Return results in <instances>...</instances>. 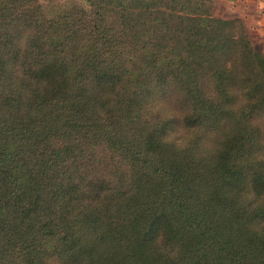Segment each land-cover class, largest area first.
I'll return each instance as SVG.
<instances>
[{"label":"trees","instance_id":"obj_1","mask_svg":"<svg viewBox=\"0 0 264 264\" xmlns=\"http://www.w3.org/2000/svg\"><path fill=\"white\" fill-rule=\"evenodd\" d=\"M0 0V264H264V55L215 0Z\"/></svg>","mask_w":264,"mask_h":264},{"label":"crops","instance_id":"obj_2","mask_svg":"<svg viewBox=\"0 0 264 264\" xmlns=\"http://www.w3.org/2000/svg\"><path fill=\"white\" fill-rule=\"evenodd\" d=\"M212 14L241 20L253 49L264 55V0H215Z\"/></svg>","mask_w":264,"mask_h":264},{"label":"rangeland","instance_id":"obj_3","mask_svg":"<svg viewBox=\"0 0 264 264\" xmlns=\"http://www.w3.org/2000/svg\"><path fill=\"white\" fill-rule=\"evenodd\" d=\"M63 1L64 0H56V3H61ZM74 1L77 2L80 5H83L85 9H87L88 6H89L87 0H74Z\"/></svg>","mask_w":264,"mask_h":264}]
</instances>
